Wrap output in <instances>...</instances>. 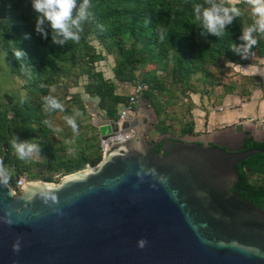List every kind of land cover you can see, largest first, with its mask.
<instances>
[{
  "label": "water",
  "instance_id": "obj_1",
  "mask_svg": "<svg viewBox=\"0 0 264 264\" xmlns=\"http://www.w3.org/2000/svg\"><path fill=\"white\" fill-rule=\"evenodd\" d=\"M147 113L94 123L101 140L132 133L96 166L0 185V264H264V211L231 191L237 165L261 152L239 144L264 123L154 142Z\"/></svg>",
  "mask_w": 264,
  "mask_h": 264
},
{
  "label": "trees",
  "instance_id": "obj_2",
  "mask_svg": "<svg viewBox=\"0 0 264 264\" xmlns=\"http://www.w3.org/2000/svg\"><path fill=\"white\" fill-rule=\"evenodd\" d=\"M82 2L77 0L78 5ZM203 3L204 0H90L89 19L83 24L79 42L69 41L59 46L52 43L50 32L43 38L35 31L36 14L31 0H0V53L5 55L26 90L18 103L9 99L14 104L7 114L0 112V160L11 171V178L16 171L26 181L59 182L67 174L102 161L100 133L92 123L81 127L76 121L75 132L68 124L55 132L43 121L49 119L54 126L58 113L71 117L76 111L86 112L81 95L69 96L68 91L78 85L81 77L87 79L85 94L98 99L99 111L107 119L119 120L120 107L128 103L129 95L117 93V83L96 69V64L107 56L114 58L112 71L117 82L133 85L132 90L137 84L149 86L142 99L150 102L159 117L153 129L156 136L169 133L172 128L167 108L176 107L187 95L209 94L206 86L210 67H222L226 63L255 64L264 59V39L244 52V56L232 48L243 43L239 39L241 26L251 23L248 18L251 9L241 1L235 3L245 14L234 20L220 39L201 35L199 25L194 22L193 6ZM91 36L98 42L100 51L92 44ZM14 49L26 53L24 61L14 57ZM251 83L240 89L232 83L225 87L224 96L237 93L249 98L250 91L261 85ZM53 88L58 92L54 93ZM49 95L63 106L71 97L70 104L77 107L46 114L43 97ZM180 123L182 135L196 134L193 120ZM13 136L39 144L40 155L27 161L18 160L9 146ZM237 168L243 178L245 171L240 163Z\"/></svg>",
  "mask_w": 264,
  "mask_h": 264
},
{
  "label": "clouds",
  "instance_id": "obj_3",
  "mask_svg": "<svg viewBox=\"0 0 264 264\" xmlns=\"http://www.w3.org/2000/svg\"><path fill=\"white\" fill-rule=\"evenodd\" d=\"M249 9L248 18L251 23H243L241 36L243 42L239 47L233 45V51L244 56V52L250 51L256 46L260 39H264V0H241ZM32 10L36 14L35 31L43 38L51 33V41L54 45L63 46L69 41L78 43L80 33L83 31V24L89 19L90 0H83L79 5L77 0H31ZM244 11L237 4L225 3L224 0H204L203 4L193 6L194 22L199 25L201 35H212L222 39L226 28L234 20L244 15ZM27 38V37H26ZM13 55L17 60L24 61L26 53L14 49ZM43 111L51 114L57 110L64 111V106L55 97L49 95L43 97ZM78 116L79 112L76 111ZM66 123L75 132L77 124L75 116H65ZM43 123L60 132V128L53 126L52 121L45 119ZM9 146L14 155L20 161L31 160L38 157L41 152L39 144L32 141H20L13 136ZM11 179V171L0 160V185L7 186ZM145 241H140V247H144ZM13 251H19L18 245H13Z\"/></svg>",
  "mask_w": 264,
  "mask_h": 264
},
{
  "label": "crops",
  "instance_id": "obj_4",
  "mask_svg": "<svg viewBox=\"0 0 264 264\" xmlns=\"http://www.w3.org/2000/svg\"><path fill=\"white\" fill-rule=\"evenodd\" d=\"M226 66L238 67L241 76L255 77L261 82V85L250 91L249 98L242 97L237 93H230L220 98H217L218 95H216L215 100L211 99L214 98L213 95L201 96L197 94L198 99L191 98L193 104L190 112V118L192 119L190 120L195 122V135L223 128L216 127L220 123H229L230 125H235L239 122L252 125H256L259 122L264 123V59L255 64L234 65L226 63ZM22 86V81L12 72V68L5 55L0 53V112L7 114L14 103H18L25 97L26 90ZM204 97L208 99V103H212L211 107L213 110H210L211 108L206 109L202 105ZM9 99L10 101H14V103L11 104ZM199 103L203 108L199 106ZM130 118H133V116L129 115L128 119ZM235 119H238V121H235ZM207 125L213 128V130L203 131Z\"/></svg>",
  "mask_w": 264,
  "mask_h": 264
},
{
  "label": "rangeland",
  "instance_id": "obj_5",
  "mask_svg": "<svg viewBox=\"0 0 264 264\" xmlns=\"http://www.w3.org/2000/svg\"><path fill=\"white\" fill-rule=\"evenodd\" d=\"M224 1H228L231 3H238L241 0H224ZM90 38H91L92 44L98 49V51H100L101 48L98 45V42L96 41V39H94L92 36ZM113 66H114V58L111 56H107L106 60L101 61V62L96 64V69L98 71H102L104 73L105 78L111 79L115 83H117V86H118L117 93L122 94V95H126V96L129 95L131 90H132L133 85L121 84V83L117 82L114 78V74L112 71ZM208 70H209V73L207 75L208 85L206 86V89L209 93V94H207L208 96H212V95L214 96V98H211L213 100H215L216 95H218L217 98L224 96L225 87L230 86L232 83H235L237 86H239L238 87L239 89L244 87L246 84L251 86L252 85L251 82H257L259 84L261 83L258 79L246 80L243 76L240 75V70L238 69V67L226 66V64H224V66H222V67H210ZM136 73H138V72H136ZM86 82H87V79L85 77H81L78 79V85L77 86L70 87L68 89L69 94H70L69 96L75 95V94H80L81 97L84 99L85 104L87 106L85 113L79 114L78 116L73 115V116H75V120L80 122L81 127H84L85 125H88L91 123L94 125V123H97L100 119L106 118L105 115L102 112H100L98 107H97L98 99L90 98L88 95L85 94L84 84ZM53 92L54 93L58 92V89L53 88ZM70 98L71 97H68L66 99L64 108L65 107H69V108L70 107H77L76 104H70V102H69ZM187 98H189V100H187ZM187 98L183 97L181 102L178 103V105L176 107L167 108V111H168L167 115H168V118L170 119L169 123L172 124V128L169 129V132H171L177 136L182 135L181 131H180V125H181L180 121L184 120L185 122L186 121L190 122V109H191L190 105H192L191 104L192 99H196V98L198 99V95H194V94L187 95ZM162 99L164 101L165 97H162ZM203 100L204 101L202 102V105L206 109L211 108L210 110H213V108L211 107L212 103H208V99L206 97H204ZM202 105L199 103V106L202 107ZM149 106H151V104L147 100H144V99L141 100L140 99V101L138 102L135 116L139 117L140 120L143 121V123H148L150 121V117L147 116V110H148ZM216 106H218V105H216ZM120 109H121V107H120ZM158 121H159V117H158ZM235 121H238V119H235ZM227 124L230 125L229 123H220V124H217L216 127H218V128L224 127ZM66 125H67V123H66L64 117L61 115V113H58L56 116V120L54 122V127L62 129ZM204 129L205 130H203V131H206V132L208 130H210V131L213 130V128L208 127V125L205 126ZM148 137H150L151 139H154V140L158 139V136H156V134L153 130L151 131V133L149 134ZM87 167H91V166H87Z\"/></svg>",
  "mask_w": 264,
  "mask_h": 264
},
{
  "label": "flooded vegetation",
  "instance_id": "obj_6",
  "mask_svg": "<svg viewBox=\"0 0 264 264\" xmlns=\"http://www.w3.org/2000/svg\"><path fill=\"white\" fill-rule=\"evenodd\" d=\"M141 100L143 99L141 98ZM147 116L151 118L148 113ZM255 122L257 123V121ZM233 125H226L224 127ZM251 135L252 138H249ZM159 137L160 135L158 136V139ZM158 139L151 140L156 142ZM249 145L253 146L247 149V146ZM239 146H243L244 150H258L261 152L240 163L241 168L245 171L244 177L241 178V176H239L238 180L231 188V191L234 192L241 200L247 201L264 211V130H257V132L254 133V130L249 128L246 137L243 142L239 144ZM158 148L160 149V146H158L157 149Z\"/></svg>",
  "mask_w": 264,
  "mask_h": 264
},
{
  "label": "built area",
  "instance_id": "obj_7",
  "mask_svg": "<svg viewBox=\"0 0 264 264\" xmlns=\"http://www.w3.org/2000/svg\"><path fill=\"white\" fill-rule=\"evenodd\" d=\"M149 90V86L147 84H137L131 94L129 95L128 103L121 107L120 113H119V120L117 121L119 126L122 125V123L128 119L129 115L134 114L138 105V102L142 98V95ZM132 133H126V134H120L117 136H111L106 140H101V148L103 153H105L107 147L111 143L115 142H121L129 139L131 137ZM26 182V180L23 177H20L16 183L15 187L20 188L23 186V184Z\"/></svg>",
  "mask_w": 264,
  "mask_h": 264
},
{
  "label": "bare ground",
  "instance_id": "obj_8",
  "mask_svg": "<svg viewBox=\"0 0 264 264\" xmlns=\"http://www.w3.org/2000/svg\"><path fill=\"white\" fill-rule=\"evenodd\" d=\"M131 116H133V117H134V116H135V114H131Z\"/></svg>",
  "mask_w": 264,
  "mask_h": 264
}]
</instances>
